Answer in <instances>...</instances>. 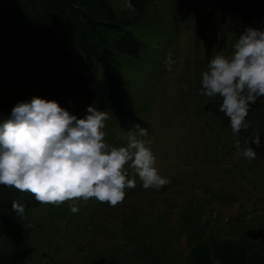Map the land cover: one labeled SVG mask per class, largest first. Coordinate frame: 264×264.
Masks as SVG:
<instances>
[{"label":"rangeland","instance_id":"1","mask_svg":"<svg viewBox=\"0 0 264 264\" xmlns=\"http://www.w3.org/2000/svg\"><path fill=\"white\" fill-rule=\"evenodd\" d=\"M224 1L150 0L129 27L140 44L138 55L111 56L122 78V116L113 117L88 97L74 98L64 108L78 119L89 106L108 112L105 141L117 148L126 147L127 131L141 124L148 131L142 139L150 141L156 167L170 183L145 189L129 166L128 178L136 180V187L126 190L118 206L90 199L73 214L68 202L39 204L25 216V264H134L146 250L161 264H189L194 232L202 226L232 240L260 236L264 162L237 158L235 144L239 140L241 150L246 147L244 137L233 135L206 108L219 97L200 95L209 61L218 53L232 54L239 38L221 11ZM112 5L130 13L125 0ZM54 70L102 78L100 63L91 56L59 61ZM32 96L31 87L21 97L8 95L7 101L30 102ZM248 123L264 132V118Z\"/></svg>","mask_w":264,"mask_h":264},{"label":"trees","instance_id":"2","mask_svg":"<svg viewBox=\"0 0 264 264\" xmlns=\"http://www.w3.org/2000/svg\"><path fill=\"white\" fill-rule=\"evenodd\" d=\"M114 0H0V123L11 116L17 104L7 96L19 97L32 87V98L56 101L62 108L74 98L88 97L119 119L124 111L122 78L111 62L120 53L135 57L140 44L129 29L143 15L150 0H125L130 13L116 11ZM222 13L229 29L237 36L246 28L264 30V0H225ZM223 42V39H222ZM14 43H16L14 45ZM91 56L101 66L102 78L76 71H55L59 61L75 63ZM221 100L206 106L230 126L218 108ZM264 118V98L251 106L246 122ZM245 141L259 136L260 146H251L256 159L264 162V132L241 131ZM25 205L23 216L12 209V202ZM40 203L29 193L0 185V264H25L29 233L25 216ZM202 226L189 248V264H264V230L258 238H222ZM144 252V250H143ZM134 264H161L149 250Z\"/></svg>","mask_w":264,"mask_h":264},{"label":"clouds","instance_id":"3","mask_svg":"<svg viewBox=\"0 0 264 264\" xmlns=\"http://www.w3.org/2000/svg\"><path fill=\"white\" fill-rule=\"evenodd\" d=\"M200 95L219 97L218 110L230 121L233 135L247 132L246 117L257 100L264 98V30L246 28L230 55L216 54L202 73ZM106 111L89 106L83 118H77L56 101L32 98L20 102L11 116L0 123V185L31 194L40 204H70L73 214L79 203L94 199L118 206L126 190L136 187L128 178V167L139 177L145 189H160L170 179L160 175L156 157L142 139L148 135L141 124L127 131V146L106 143ZM246 144L260 146V137H247ZM235 147L237 158L256 159L251 146ZM19 216L25 205L12 202Z\"/></svg>","mask_w":264,"mask_h":264}]
</instances>
